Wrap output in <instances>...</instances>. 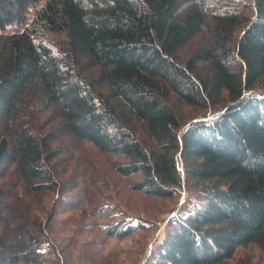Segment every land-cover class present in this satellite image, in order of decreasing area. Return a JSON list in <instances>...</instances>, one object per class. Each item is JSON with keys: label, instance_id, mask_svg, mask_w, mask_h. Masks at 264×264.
<instances>
[{"label": "trees", "instance_id": "obj_1", "mask_svg": "<svg viewBox=\"0 0 264 264\" xmlns=\"http://www.w3.org/2000/svg\"><path fill=\"white\" fill-rule=\"evenodd\" d=\"M200 33L209 43L183 60ZM263 86L264 0H0V264H40L38 210L15 188L80 186L61 211L102 215L78 181L85 145L138 176L133 192L169 199L186 181L201 200L170 220L151 264H222L251 244L264 257ZM173 100L217 115L188 125ZM71 161L78 182L62 178Z\"/></svg>", "mask_w": 264, "mask_h": 264}, {"label": "rangeland", "instance_id": "obj_2", "mask_svg": "<svg viewBox=\"0 0 264 264\" xmlns=\"http://www.w3.org/2000/svg\"><path fill=\"white\" fill-rule=\"evenodd\" d=\"M21 27L13 26L8 31ZM60 37V34L44 33L45 40L52 45ZM207 43L209 40L204 33L198 34L182 49L183 60L192 49ZM173 104L178 117L182 121H189L188 125L200 120L209 121L217 115L174 100ZM183 129H180L179 134ZM84 147L86 148L78 155L85 170L82 178L73 175L78 166L72 161L68 163L69 167L62 178L69 179L73 175L79 182L87 178L82 185L93 205L103 208L101 216L84 206L88 202L75 205L73 210L69 208L61 211L62 205L59 202L63 204L65 199L70 200L71 197L68 196L72 192L80 191V186L67 188L66 192L55 189L50 193L36 195L24 194L21 188H15L16 192L25 196L21 197L23 203L31 204L38 210V213L31 211L41 222L42 232L39 233L36 244L40 264H151L155 249L163 239L170 220L186 212L191 206L201 203V200L186 181L182 182V187L178 188L176 195L169 199L148 198L133 192L129 184L138 176L120 177L113 171V157L101 154L89 145ZM78 181L75 179V182ZM8 183H12L11 178L3 180L2 185L5 187ZM11 207L14 209L16 204L11 203ZM119 222H124V225L138 222L145 226L146 230L121 240L102 235L101 229ZM11 234L10 241L17 247L20 242L17 240V230L14 231L13 227ZM222 264H264V257L261 251L251 244L239 248L233 259Z\"/></svg>", "mask_w": 264, "mask_h": 264}, {"label": "built area", "instance_id": "obj_3", "mask_svg": "<svg viewBox=\"0 0 264 264\" xmlns=\"http://www.w3.org/2000/svg\"><path fill=\"white\" fill-rule=\"evenodd\" d=\"M177 166H178L177 170L181 176V179L183 180L184 179V172H183V168H182V164H181L180 160H178ZM181 187H182V184H181Z\"/></svg>", "mask_w": 264, "mask_h": 264}, {"label": "bare ground", "instance_id": "obj_4", "mask_svg": "<svg viewBox=\"0 0 264 264\" xmlns=\"http://www.w3.org/2000/svg\"><path fill=\"white\" fill-rule=\"evenodd\" d=\"M162 236V235H161Z\"/></svg>", "mask_w": 264, "mask_h": 264}]
</instances>
